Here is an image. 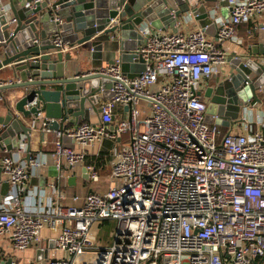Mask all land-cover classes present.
<instances>
[{
    "label": "built area",
    "instance_id": "2783aa9c",
    "mask_svg": "<svg viewBox=\"0 0 264 264\" xmlns=\"http://www.w3.org/2000/svg\"><path fill=\"white\" fill-rule=\"evenodd\" d=\"M221 1L209 6L218 27L211 38L201 28L180 30L182 22L177 32L141 26L137 56L145 69L130 77L121 60L102 68L113 79V95L100 101L99 121L56 131L61 137L66 130L82 147L115 142L106 192L74 195L70 205L59 192L28 207L22 195L31 176L49 164L74 168L86 152L58 142L26 159L23 138L2 155L10 190L0 203V238L18 252L35 245L44 252L43 229L55 233L51 254L25 264H264L263 101L244 105L238 119L223 126L206 121L208 100L198 93L228 63L224 42L242 44L239 26L264 15V0H228V17L219 13ZM0 9L9 11L4 0ZM188 16L187 23L192 10ZM53 43L70 48L60 33ZM124 134L129 139L120 144ZM86 172L100 181L95 163ZM104 222L115 224L109 243L100 236Z\"/></svg>",
    "mask_w": 264,
    "mask_h": 264
},
{
    "label": "water",
    "instance_id": "95a60500",
    "mask_svg": "<svg viewBox=\"0 0 264 264\" xmlns=\"http://www.w3.org/2000/svg\"><path fill=\"white\" fill-rule=\"evenodd\" d=\"M212 1L43 0L28 7L24 0L21 6L12 0V17L0 9V81L4 80L2 74L12 75L16 81L0 85V91L15 89L20 97L14 110L0 116V149H16L23 137L29 141L34 128L61 131L72 117L81 123L91 114L100 113L101 98L113 95V79L104 75L102 68L121 60L122 70L130 77L145 69L143 59L137 56L143 39L141 26L177 32L178 22L187 23L192 10L201 28L216 36L217 23L206 5ZM221 4L227 6L228 0ZM223 14L229 15L225 11ZM56 33L69 44V50L63 51L53 43ZM258 47L252 52H234L228 58L229 73L212 75L213 83L198 91L208 100L206 121L229 126L244 105L262 100L264 43ZM89 57L91 61L87 62ZM24 119H30L31 126ZM114 143L103 140L107 148ZM27 150L29 159V147ZM50 169L51 176L61 179L68 167L51 165ZM9 190L0 162V203ZM55 244L54 239L44 252L39 249L37 259ZM0 264H16L11 253L1 247Z\"/></svg>",
    "mask_w": 264,
    "mask_h": 264
},
{
    "label": "crops",
    "instance_id": "0c3cea01",
    "mask_svg": "<svg viewBox=\"0 0 264 264\" xmlns=\"http://www.w3.org/2000/svg\"><path fill=\"white\" fill-rule=\"evenodd\" d=\"M25 1V0H24ZM14 4L16 6H21L20 3L21 0H13ZM214 4L215 2H206V5L209 6ZM4 4L9 7V11L7 14H9V17L13 16L11 5L12 0H4ZM219 13L220 15L224 16L223 11H225L226 14H228V9L226 5H222L221 2L219 3ZM11 11V12H10ZM226 17V16H224ZM201 28L199 22L195 19H191L187 24H183L180 27V30H190V29H199ZM202 29V28H201ZM251 30L252 32H250ZM171 28H166L164 30H156L157 33L159 32H171ZM239 34L243 37L244 42L242 44L235 43L231 40H227L224 42V47L226 48L228 52V58H230V55H232L234 52H252V49L257 50L259 47L258 45L261 43H264V15L256 17L253 21H250L248 23H243L239 26ZM209 35V34H208ZM209 37H213L209 35ZM86 59V58H85ZM87 62L91 61L90 57ZM230 59H228V63L223 66L221 72L219 73L221 76H224L226 73H229L230 71ZM3 77L1 79H4L6 81L14 80L16 81V78L12 75H6L2 74ZM213 83L212 79L204 80L201 83V87L203 90L206 89L208 85H211ZM20 92V91H19ZM15 89H8L1 91L3 100L0 101V116H6L9 114L10 110H14L15 103L19 99L20 94ZM263 105H264V96L261 95ZM106 98H101V100H104ZM25 123L27 125L32 124V121L30 119H24ZM71 122H66L63 126V130L66 129H74L80 122L76 123V118L72 117ZM84 121H90L93 123H97L99 121V113L91 114L88 119H84ZM65 130V131H66ZM63 131V136L58 137L57 132L55 130H52L50 128H34L31 133V138L28 141L25 137V144L26 147H29L30 153L33 156H36L40 151H52L56 144L58 142H63L64 144L73 146L77 150H85L86 152V158L83 162L78 164L74 168H69L67 172L65 173V176L59 180L58 177H54L50 175V172L52 171L50 169V166L53 164H49L48 167L45 169L39 171L36 175L31 176L29 179L25 192L22 195L23 202L28 207H34L42 202L48 201L50 198H56L58 196V193L61 192L64 198H62V202L65 204H73L72 197L74 195H81L85 196L91 191H96L100 193L106 192V190L109 188L111 184L110 179V173L108 175H104L100 177V181L93 182L89 179L88 174L86 172V166L90 163H95L97 168L100 169V173L111 167L112 164V156L110 153L111 148H107L103 145L102 142H94L89 146L82 147L77 142H74L66 133ZM124 138V137H123ZM103 151H106L107 156L104 157L103 160L105 162H102L98 164L96 161H91L90 158L96 156L99 157L100 153H103ZM6 152V150L0 149V158L2 155ZM29 151L27 150V153ZM26 153V154H27ZM26 154L23 155V157H26ZM101 159V158H100ZM87 160L90 161L87 163ZM97 160V159H96ZM52 163V162H51ZM110 169V168H109ZM70 177H75L74 179H71L69 181ZM102 178L103 181H102ZM102 181V182H101ZM43 236V244L47 249L49 247L50 241L55 239V233L52 232L49 228L43 229L42 232ZM8 246H11V243L4 238H0V247L6 250V252L11 253V255L14 257V261L16 264H23L22 259H34L38 255L39 246L35 245L25 251L18 252L15 250H12L11 248H8ZM13 248V247H12ZM55 248V247H54ZM54 248H50L48 253H41L39 257L45 258L48 256V254H51ZM13 251V252H12ZM29 254V256H28ZM27 255V256H26ZM29 258V259H28ZM39 258V259H40ZM44 261L42 262V264ZM25 264V263H24Z\"/></svg>",
    "mask_w": 264,
    "mask_h": 264
},
{
    "label": "rangeland",
    "instance_id": "374dc122",
    "mask_svg": "<svg viewBox=\"0 0 264 264\" xmlns=\"http://www.w3.org/2000/svg\"><path fill=\"white\" fill-rule=\"evenodd\" d=\"M203 99L204 100H207V98L206 97H203ZM147 114L148 113H142V115L140 116L141 118H145L146 116H147ZM123 137L124 138H122V141L120 142V144L122 143V144H124V143H126L127 141H128V139H129V136H128V134H124L123 135ZM110 168V167H109ZM105 169V170H103L102 172H101V177L102 176H104V175H108L109 176V173H110V169ZM103 179L104 178H102V181H103ZM101 181V182H102ZM104 182V181H103ZM114 227H115V224L114 223H112V222H110V223H107V224H105L103 227H102V229H101V234H100V236L102 237V239H103V241H104V243H109V242H111L112 241V237H110V235L112 234V231L114 230ZM8 248H11L12 250H14L11 246H8ZM13 252V251H12ZM27 256V255H26ZM28 256H29V254H28ZM29 259V258H28ZM31 259H29V260H24V259H22V263L24 264V263H27L28 261H30ZM35 261V260H34Z\"/></svg>",
    "mask_w": 264,
    "mask_h": 264
},
{
    "label": "trees",
    "instance_id": "16d2710c",
    "mask_svg": "<svg viewBox=\"0 0 264 264\" xmlns=\"http://www.w3.org/2000/svg\"><path fill=\"white\" fill-rule=\"evenodd\" d=\"M105 156H107V157L109 158V156L107 155L106 151H103V153H100L99 157L96 156L97 158L92 157V158H90V159H91V161H96L98 164H100V163H102V162H105L106 159L103 160ZM100 158H101V159H100ZM96 159H97V160H96ZM88 162H90V161L87 160V163H88ZM105 224H107V223L104 222L103 225H105ZM100 234H101V231H100Z\"/></svg>",
    "mask_w": 264,
    "mask_h": 264
}]
</instances>
